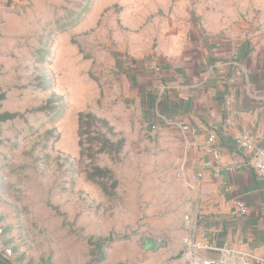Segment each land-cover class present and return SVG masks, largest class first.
Wrapping results in <instances>:
<instances>
[{"label": "rangeland", "instance_id": "374dc122", "mask_svg": "<svg viewBox=\"0 0 264 264\" xmlns=\"http://www.w3.org/2000/svg\"><path fill=\"white\" fill-rule=\"evenodd\" d=\"M238 11L264 3L23 0L2 23L0 227L11 264H189L175 205L108 118L116 67L170 28ZM142 237L166 246L145 252Z\"/></svg>", "mask_w": 264, "mask_h": 264}, {"label": "crops", "instance_id": "0c3cea01", "mask_svg": "<svg viewBox=\"0 0 264 264\" xmlns=\"http://www.w3.org/2000/svg\"><path fill=\"white\" fill-rule=\"evenodd\" d=\"M22 11L23 0H0V27ZM211 18L210 27L168 29L171 39L133 51L131 63L118 65L121 86L108 118L116 119L126 144L146 159L145 172L175 205L182 246H227L264 257V178L252 171L251 154L235 144L248 133L264 146V11L212 12ZM196 174L201 178L190 184ZM237 201L247 209L244 216Z\"/></svg>", "mask_w": 264, "mask_h": 264}, {"label": "built area", "instance_id": "2783aa9c", "mask_svg": "<svg viewBox=\"0 0 264 264\" xmlns=\"http://www.w3.org/2000/svg\"><path fill=\"white\" fill-rule=\"evenodd\" d=\"M151 128L155 129L156 127L153 125ZM208 141L215 143V134H211ZM235 144L241 150L251 154L250 167L252 171L257 177L264 178V146H257L248 133L237 136L235 138ZM213 155L216 160L220 157V153L217 150L213 152ZM200 178L201 174L192 176L190 184L197 182ZM235 209L239 216H244L247 212L246 207L240 201L235 203ZM186 219L188 220L187 217ZM185 247L187 249L185 257L189 261V264H264V257H256L250 253H245L227 246L218 248L209 244L186 242ZM200 251H213L218 253V256L216 258H204L199 254ZM0 256L8 261L13 258V252L5 241L4 232L1 227Z\"/></svg>", "mask_w": 264, "mask_h": 264}, {"label": "water", "instance_id": "95a60500", "mask_svg": "<svg viewBox=\"0 0 264 264\" xmlns=\"http://www.w3.org/2000/svg\"><path fill=\"white\" fill-rule=\"evenodd\" d=\"M141 249L145 252L155 253L159 249L164 248L166 245L163 241H158L151 237L141 238Z\"/></svg>", "mask_w": 264, "mask_h": 264}, {"label": "trees", "instance_id": "16d2710c", "mask_svg": "<svg viewBox=\"0 0 264 264\" xmlns=\"http://www.w3.org/2000/svg\"><path fill=\"white\" fill-rule=\"evenodd\" d=\"M4 118H9L7 115H5V116H1L0 117V120H3ZM0 264H11L8 260H6V259H4V258H2L1 256H0Z\"/></svg>", "mask_w": 264, "mask_h": 264}]
</instances>
